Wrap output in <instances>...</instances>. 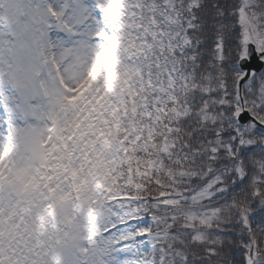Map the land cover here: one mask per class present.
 <instances>
[{
  "label": "snow or ice",
  "instance_id": "obj_1",
  "mask_svg": "<svg viewBox=\"0 0 264 264\" xmlns=\"http://www.w3.org/2000/svg\"><path fill=\"white\" fill-rule=\"evenodd\" d=\"M0 264H264V0H0Z\"/></svg>",
  "mask_w": 264,
  "mask_h": 264
}]
</instances>
